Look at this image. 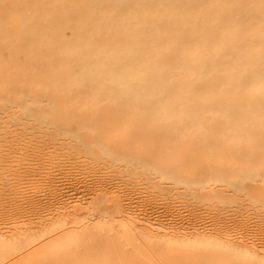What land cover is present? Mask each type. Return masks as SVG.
Masks as SVG:
<instances>
[{
	"label": "bare ground",
	"instance_id": "obj_1",
	"mask_svg": "<svg viewBox=\"0 0 264 264\" xmlns=\"http://www.w3.org/2000/svg\"><path fill=\"white\" fill-rule=\"evenodd\" d=\"M0 264H264V0H0Z\"/></svg>",
	"mask_w": 264,
	"mask_h": 264
}]
</instances>
